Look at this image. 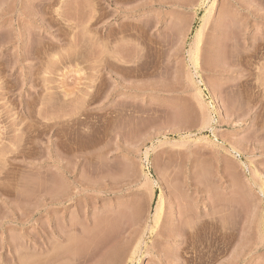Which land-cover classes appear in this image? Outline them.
Returning <instances> with one entry per match:
<instances>
[{"label":"rangeland","instance_id":"374dc122","mask_svg":"<svg viewBox=\"0 0 264 264\" xmlns=\"http://www.w3.org/2000/svg\"><path fill=\"white\" fill-rule=\"evenodd\" d=\"M140 240L264 264V0H0V264Z\"/></svg>","mask_w":264,"mask_h":264},{"label":"bare ground","instance_id":"6f19581e","mask_svg":"<svg viewBox=\"0 0 264 264\" xmlns=\"http://www.w3.org/2000/svg\"><path fill=\"white\" fill-rule=\"evenodd\" d=\"M27 7V6H26ZM206 24V23H205ZM203 27H205V25L203 26ZM202 27V28H203ZM200 29V30H203V29ZM199 31V30H198ZM204 31V30H203ZM202 31H200L199 32V34H197V38L195 39V41H194V43H193V50H192V54H191V56L192 55H194V56H192L191 57V59L193 60V58L195 59V61L194 62H197V58H198V48H199V44H200V42H201V36H202ZM8 35H10V34H8ZM12 35V34H11ZM10 37V36H9ZM29 37V36H28ZM36 37V36H35ZM32 38V37H31ZM9 40H10V38H8ZM28 40H31V39H28ZM44 41V40H43ZM253 41V40H252ZM259 42V41H258ZM258 42H256V40H254V42L253 43H251V46L250 47H252V49L251 50H253V52L254 53H256V52H258L257 50H258V46H257V43ZM27 43V42H26ZM28 43H29V41H28ZM32 43V42H31ZM30 44V43H29ZM48 44V43H47ZM259 44V43H258ZM260 45V44H259ZM26 49H27V52L29 53V55L31 54V52H32V54H36V52L37 51H34V50H37L36 48L34 49V47L33 48H31L32 46H33V43H32V46L31 45H27L26 44ZM35 46V45H34ZM44 46V45H43ZM38 47V46H37ZM40 47V46H39ZM38 47V49H40ZM40 50H42V49H40ZM38 51V53L40 52H42V51ZM33 52H35V53H33ZM46 52V51H45ZM247 52H249V51H247ZM27 53V54H28ZM38 53L36 54V55H38ZM253 53V54H254ZM42 54V53H41ZM43 54H44V52H43ZM29 55H28V57H29ZM35 55V56H36ZM247 56V55H246ZM25 58H26V56H25ZM28 59V58H27ZM191 61V60H190ZM193 63V62H192ZM30 115V114H29ZM32 115H34V114H32ZM160 204V205H159ZM158 204V206L155 208V215H154V221H155V224H156V226H157V228L158 227H160L162 224H161V220H162V218H163V216L162 215H164V214H162L163 212H164V209H163V206L161 205V200H160V203ZM160 225V226H159ZM196 226V225H195ZM224 226V225H223ZM194 227V226H193ZM184 229V228H183ZM182 229V230H183ZM195 229V228H194ZM193 229V230H194ZM190 230H191V228H190ZM188 241L189 240H187V239H185V241H184V243L185 244H187L188 243ZM142 241L140 240L138 243H137V245L135 246V247H132L131 245H129V247H119V248H117L116 250H115V252L113 253L114 254V256H113V259L112 260H110L111 262L112 261H119L120 263L119 264H124V262L126 263V260L128 259V262L130 263H132V260H133V258L140 252V249H141V245H142ZM120 245V244H119ZM121 246V245H120ZM123 246V245H122ZM115 248V247H114ZM114 251V250H113ZM111 257V256H110ZM112 258V257H111ZM113 264H114V262H113ZM117 264V263H116Z\"/></svg>","mask_w":264,"mask_h":264}]
</instances>
